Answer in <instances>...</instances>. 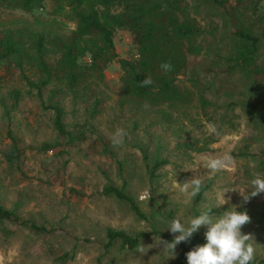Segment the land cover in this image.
I'll return each mask as SVG.
<instances>
[{
	"label": "rangeland",
	"instance_id": "374dc122",
	"mask_svg": "<svg viewBox=\"0 0 264 264\" xmlns=\"http://www.w3.org/2000/svg\"><path fill=\"white\" fill-rule=\"evenodd\" d=\"M188 2L205 30L200 38L205 52L190 58L191 67L178 83L191 85L190 77L199 79V91L203 89L213 102L208 115L199 108L190 109L192 120L181 115L180 121L166 122L157 108L123 103L119 59L135 58L137 49L122 29L115 33L118 59L108 65L105 82L95 86L94 93L57 95L66 136L55 129L50 88L41 100L36 91L28 93L18 68L0 64V204L15 210L21 221L46 229L39 231L21 222L0 223V264H180V244L174 259L163 244L156 246V241L168 240L156 236L142 237L133 249L122 248L120 239L107 246V229L135 236L155 227L173 240L176 234L167 229L173 219L187 223L208 209L216 217L233 206L237 211L264 209V193L247 201L240 194L251 191L247 188L257 174L264 178V110L252 104H264V77L256 78L254 86L244 72L220 60V55H230L233 46L232 28L222 9L201 0ZM9 12L1 14L10 17ZM260 13L264 15V1ZM68 27L74 28V23L68 22ZM261 42L258 62L262 64L264 33ZM25 72L36 77L28 67ZM97 98L100 102L93 112ZM209 125H215V134ZM121 128L128 135L122 147L114 148L110 138ZM13 138L21 154L16 156V150L11 157ZM43 143L55 146L45 151ZM224 154L232 157L227 170L213 173L203 167L206 159ZM157 157L166 163L152 178L146 165H153ZM193 177L203 181L202 197L196 203L198 195L189 200L180 191V183ZM109 184L123 187L145 218L135 214L127 201L105 194ZM226 189L236 191L225 193L229 202L216 207ZM207 230L202 226L198 233L204 236ZM241 232L254 238L253 264H264L259 260L264 258V220L250 222Z\"/></svg>",
	"mask_w": 264,
	"mask_h": 264
},
{
	"label": "trees",
	"instance_id": "16d2710c",
	"mask_svg": "<svg viewBox=\"0 0 264 264\" xmlns=\"http://www.w3.org/2000/svg\"><path fill=\"white\" fill-rule=\"evenodd\" d=\"M201 1L222 9L223 18L232 28V50L228 57L220 55V60L231 63L230 69L244 72L255 86L256 78L264 77V62H258L264 33V15L260 13L264 0ZM8 10L10 17L1 14ZM15 11L21 15H14ZM68 22L74 23V28L70 29ZM119 29L130 34L131 43L137 49L135 58L119 59L123 103L157 108L160 118L166 122L180 121L181 115L192 120L190 109L199 108L208 115L213 102L205 96L203 89L199 91V79L190 77L191 85L178 83L179 76L191 67L190 58L205 52L200 40L205 30L196 22L188 0H0V64L18 68L29 88L28 93L36 91L41 100L44 90L50 88L49 100L54 103L49 104V108L55 111L54 126L60 135L66 136L69 133L63 111L55 99L65 91L74 97L80 91L94 93V87L105 82L108 65L118 59L114 38ZM164 62L172 64L171 72L165 73L161 69ZM27 67L34 71L35 78L26 74ZM147 76H151L153 83L142 87L140 82ZM256 96L255 93L254 98ZM195 101L197 104H193ZM99 102L97 98L93 112ZM252 104L254 108L264 110V104ZM69 140H74L72 135ZM13 142L15 150L10 156L13 157L16 150V156H19L21 151L15 138ZM54 146L43 143L41 148L46 151ZM142 152L147 162V151L143 149ZM165 163L166 160L157 157L153 165H146L147 172L154 178L156 170ZM103 192L127 201L135 214L145 218L135 199L123 187L109 184ZM202 192L201 189L195 203L202 197ZM244 211L251 217V222L264 220V209L242 207L239 210ZM4 221L21 222L32 229L46 231L31 221H21L15 210L0 204V223ZM107 234V246L120 239L122 248L127 249L136 248L140 239L146 236L172 241L155 227L135 236L112 228L107 229ZM205 243V235L198 231L190 240L181 242L180 264H188L186 253ZM259 260L264 263V258Z\"/></svg>",
	"mask_w": 264,
	"mask_h": 264
},
{
	"label": "clouds",
	"instance_id": "9594fccd",
	"mask_svg": "<svg viewBox=\"0 0 264 264\" xmlns=\"http://www.w3.org/2000/svg\"><path fill=\"white\" fill-rule=\"evenodd\" d=\"M165 72H171L173 66L170 62H164L160 65ZM153 80L151 76L140 82L142 87L151 85ZM147 106V105H146ZM212 134L216 133L215 125H209ZM128 135L125 129H117L113 133L111 139L114 148L123 146L124 138ZM232 164L230 154L211 157L203 161V167L211 172L227 170ZM180 191L191 200L199 194L203 181L198 177H193L184 183H180ZM251 191L246 193L245 190L240 194L247 201L250 196L254 197L260 193H264V178L259 174L250 181ZM236 191L235 189H226L222 192L216 207L222 206L229 201L226 200L225 193ZM251 222V217L246 211L239 212L233 206L221 215L213 217L211 209L202 211L199 215L183 223L179 218L173 219L167 229L175 235L172 241H156V246L163 244L171 252L169 258H175V249L181 242L191 239L202 226H207L205 238L207 243L197 246L194 250L186 253L188 264H253L256 258L255 241L251 234H242L243 226Z\"/></svg>",
	"mask_w": 264,
	"mask_h": 264
}]
</instances>
